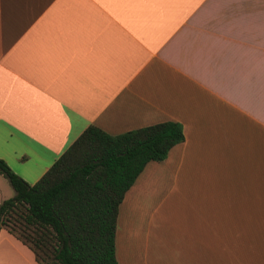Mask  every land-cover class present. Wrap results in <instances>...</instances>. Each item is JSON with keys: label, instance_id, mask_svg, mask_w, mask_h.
<instances>
[{"label": "crops", "instance_id": "0c3cea01", "mask_svg": "<svg viewBox=\"0 0 264 264\" xmlns=\"http://www.w3.org/2000/svg\"><path fill=\"white\" fill-rule=\"evenodd\" d=\"M168 119L183 139L125 190L117 264H264V0H0V158L24 180L90 123ZM0 264L39 263L1 227Z\"/></svg>", "mask_w": 264, "mask_h": 264}, {"label": "trees", "instance_id": "16d2710c", "mask_svg": "<svg viewBox=\"0 0 264 264\" xmlns=\"http://www.w3.org/2000/svg\"><path fill=\"white\" fill-rule=\"evenodd\" d=\"M182 139L175 120L114 134L90 123L32 183L0 158L13 189L0 201V228L25 243L39 264H117L114 232L125 190L146 161L163 159ZM11 212L20 218H13L19 231L9 223Z\"/></svg>", "mask_w": 264, "mask_h": 264}, {"label": "rangeland", "instance_id": "374dc122", "mask_svg": "<svg viewBox=\"0 0 264 264\" xmlns=\"http://www.w3.org/2000/svg\"><path fill=\"white\" fill-rule=\"evenodd\" d=\"M6 181V183H7V185H8V187H9V193H12L13 192V190H12V188H11V186L8 184V182H7V180H5ZM9 193H6V194H9ZM18 211H19V209H18ZM12 213V215H11V220L12 221H10L9 223H10V225H11V223L13 224V227L15 228L14 230H18L19 231V228L18 227H20L21 226V224H20V222L18 221L20 218L17 216V214H16V212H11ZM13 218H15V219H18V220H13ZM27 230H29V229H27Z\"/></svg>", "mask_w": 264, "mask_h": 264}]
</instances>
